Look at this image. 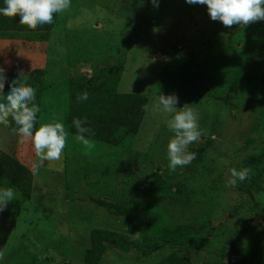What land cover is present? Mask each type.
Wrapping results in <instances>:
<instances>
[{"label": "rangeland", "instance_id": "374dc122", "mask_svg": "<svg viewBox=\"0 0 264 264\" xmlns=\"http://www.w3.org/2000/svg\"><path fill=\"white\" fill-rule=\"evenodd\" d=\"M35 29L0 31V66L9 83L26 78L37 89L42 123L67 129L77 97L91 100L116 80L149 108L118 144L88 134L84 145L69 131L62 157L39 168L31 141L11 120L0 125V148L29 167L32 184L28 197L0 166V187L16 192L0 213V264H87L94 230L135 239L120 249L111 236L98 264H166L172 254L188 264H264V162L228 183L264 145V21L225 27L186 0H71ZM171 93L202 129L188 146L195 159L175 171L169 115L152 107Z\"/></svg>", "mask_w": 264, "mask_h": 264}, {"label": "clouds", "instance_id": "9594fccd", "mask_svg": "<svg viewBox=\"0 0 264 264\" xmlns=\"http://www.w3.org/2000/svg\"><path fill=\"white\" fill-rule=\"evenodd\" d=\"M192 5H205L213 21L221 22L225 27L233 25H248L252 22L264 21V0H186ZM155 7L159 0H152ZM0 15L7 17L19 16V23L35 28L44 24H52L54 14L63 13L70 8L71 0H3ZM23 75L19 76L22 77ZM6 84L8 85L5 91ZM87 91L80 94L79 101H87ZM180 98L176 93L160 94L153 103V110L169 115L166 121L168 130L173 134L167 144L169 169L175 171L195 159V154L188 146L198 141L202 136L199 116L190 106H179ZM149 108L144 106L145 111ZM41 109L37 103V89L26 78L17 82H8L7 70L0 66V125L14 123L15 131L21 138L31 141L36 156L39 158L37 168L45 161H55L62 157L70 135L61 120L42 123L39 117ZM86 118H74L72 126L77 130L75 139L88 145ZM251 172L250 168L232 169L228 181L235 186L244 182ZM16 197L13 187H0V213H2Z\"/></svg>", "mask_w": 264, "mask_h": 264}, {"label": "trees", "instance_id": "16d2710c", "mask_svg": "<svg viewBox=\"0 0 264 264\" xmlns=\"http://www.w3.org/2000/svg\"><path fill=\"white\" fill-rule=\"evenodd\" d=\"M3 6V0H0V7ZM24 27H26V30L35 29H30L27 27V25H21L19 23V16L7 17L0 15V31H21V29ZM118 82L119 81L116 80L113 82V84L106 83L101 87H97L92 92L93 98L91 100L80 101V103H78L77 113L75 116V118L81 119L89 117L90 120L86 119V127L91 129V132L89 133L91 134L90 136L99 141L110 144H118L119 141L128 134L137 132L144 118V106L147 104V99L140 94L119 91ZM260 94L262 97H264V88ZM103 107L104 109H102ZM100 110L104 111L103 113L97 115ZM73 119L74 117L68 118L70 122H72ZM5 127L10 128L9 124ZM67 130L71 133H74V135L77 134V130L73 126H67ZM115 133L122 135L119 137H114ZM257 149V151L249 152V154H247L244 159L245 168H250L251 172L255 169L258 170V168L261 167L262 163L264 162V145L261 146V148L258 147ZM0 166L2 168L3 174L10 178L16 186H24L26 188L27 192L25 191L24 193L29 197V193L32 188L31 181H29V167H27L19 159L14 158L13 155L3 151L1 148ZM144 186L149 188V185ZM119 209L121 211H117L118 213L127 211L126 209H122L120 207ZM111 236L113 237L115 246L119 247L120 249L130 248L132 246L131 243H133L135 240L131 237H126L118 233L94 230L92 233L93 244L86 257L87 264H98L102 253L106 248L104 243ZM173 255L175 254H172L166 260L168 264H188L187 262H189V260L186 257L182 256L180 258Z\"/></svg>", "mask_w": 264, "mask_h": 264}]
</instances>
